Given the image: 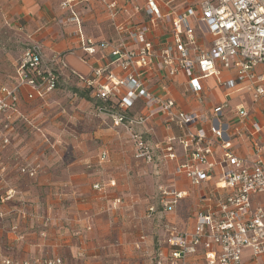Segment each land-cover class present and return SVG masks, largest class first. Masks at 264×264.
Listing matches in <instances>:
<instances>
[{"label": "crops", "instance_id": "1", "mask_svg": "<svg viewBox=\"0 0 264 264\" xmlns=\"http://www.w3.org/2000/svg\"><path fill=\"white\" fill-rule=\"evenodd\" d=\"M62 1L0 0V27L4 23L17 26L25 32L27 46L38 44L47 60L59 54L65 64L56 65L59 85L52 93L27 100L28 88L20 90L18 114L8 133L10 144L0 148V167H4L6 176L0 194L8 187L20 190L19 197L0 204V264L2 256L18 262L61 258L64 264H149L157 249L166 252L168 248L164 224L179 230L194 228L196 215L212 204L208 198L215 192L213 181L191 187L184 175L175 174V168L184 161V150L175 139L179 130L163 116L152 117L136 128L144 133L152 161L134 157L130 132L112 127L109 118L97 112V102L71 74L89 77L94 69L103 67L116 75L121 72L109 51L96 47L93 55L84 52L71 35L75 25L57 24L65 15L60 9ZM193 1L159 0L158 7L163 14L176 15ZM144 2L89 0L77 4L74 10L83 36L99 44L116 42L120 36L127 40V31L146 21L142 10H134L135 6L142 8ZM106 3H115V23L126 33L114 30ZM189 22L197 44L209 50L212 37L192 19ZM148 39L159 51L173 42L171 27L159 22ZM137 47L129 43L130 49ZM158 62L153 59L148 72L136 69L151 95L163 101L173 100L178 110L187 114L210 115L214 107L225 102V119L231 126L238 125L235 107L242 105L250 119L262 126L259 139L264 141V98L254 101L245 85L235 82L234 70H222L219 79L212 75L200 78L201 95L196 98L183 74L159 70ZM18 64L12 74L0 71V85L12 88L16 84ZM255 73L260 78L257 85L264 88V65H259ZM221 81L234 83L224 88ZM142 108V101H138L128 112L135 117ZM169 147L173 159L164 158L170 154ZM103 151L107 158L99 163ZM234 152L248 155L251 143L243 137L236 138ZM220 154L216 148V160ZM23 162L38 165L36 177L19 173ZM159 187L185 193L175 211L161 212ZM257 201L264 206V198ZM150 207L155 212H149ZM191 260L201 264V253ZM242 262L264 264V255L253 257L250 250H244Z\"/></svg>", "mask_w": 264, "mask_h": 264}, {"label": "built area", "instance_id": "2", "mask_svg": "<svg viewBox=\"0 0 264 264\" xmlns=\"http://www.w3.org/2000/svg\"><path fill=\"white\" fill-rule=\"evenodd\" d=\"M88 1H62L60 9L65 15L56 22L60 26L75 25L71 35L88 55H93L96 47L109 51L121 74L112 73L109 67L94 69L89 77L71 74L97 102V112L106 115L112 127L130 132L136 159L152 161L144 133L136 128L152 117L163 116L179 130L175 139L184 150V161L175 168V174L184 175L191 187L213 181L215 189L208 198L212 204L196 215L192 230H179L168 223L163 225L168 248L166 252L163 248L157 249L149 264H196L191 259L199 253L201 264H244V250H250L253 257L264 255V206L257 201L264 198V141L259 139L262 126L250 119L242 105L235 107L238 125H229L225 119L224 111L228 107L225 102L214 107L210 115L183 113L173 100L163 101L146 91L141 74L136 71L138 68L151 71L152 61L157 58L159 70L165 68L170 75L183 74L188 79L191 94L200 98V78L212 75L219 79L222 70H234L235 82L244 84L254 101L264 98V88L257 85L260 78L255 73L259 65H264V0H194L176 15L163 14L158 7L159 0H145L142 8H134L135 12H144L145 23L127 33L115 23V3H106L114 30L118 34L126 33L127 40L120 36L116 42L99 44L83 36L80 18L74 10L77 4ZM190 19L212 37L209 50L197 44ZM161 21L171 27L173 42L155 51L148 36ZM129 43L138 46L137 49H130ZM58 64L65 67L59 54L47 60L41 46L31 44L16 68V84L12 88L0 85L1 149L10 144L8 133L18 114L20 90L28 88L27 100L55 91L59 85ZM232 83L221 81L220 85L225 88ZM138 101L143 103L142 111L138 116H131L128 110ZM240 137L251 143L248 155L234 152L235 139ZM216 148L221 153L218 160L214 156ZM167 150L170 154L164 158L173 159L172 148ZM106 158L107 152L103 151L99 163ZM18 170L21 175L34 178L38 165L23 162ZM4 172V167H0V185ZM223 191L226 192L222 194ZM158 194L163 213L175 211L185 198V193L163 187L158 188ZM14 195L10 189L0 194V204L13 199ZM149 212H155L154 207H150ZM2 264L64 262L61 258L22 262L5 259Z\"/></svg>", "mask_w": 264, "mask_h": 264}, {"label": "rangeland", "instance_id": "3", "mask_svg": "<svg viewBox=\"0 0 264 264\" xmlns=\"http://www.w3.org/2000/svg\"><path fill=\"white\" fill-rule=\"evenodd\" d=\"M23 24V23H22ZM21 26V25H20ZM13 24H3L0 27V71L6 74H12L14 67L21 60L24 50L27 48V42L24 40V31H19ZM51 143V142H50ZM56 143V142H55ZM52 147L54 143H51ZM4 181L1 186L6 185V176L3 174ZM15 194L20 196L19 189L8 187ZM23 188V187H21ZM5 249L8 248L7 242L4 243ZM5 260L1 257V264Z\"/></svg>", "mask_w": 264, "mask_h": 264}]
</instances>
